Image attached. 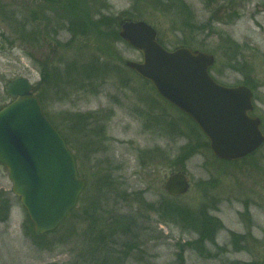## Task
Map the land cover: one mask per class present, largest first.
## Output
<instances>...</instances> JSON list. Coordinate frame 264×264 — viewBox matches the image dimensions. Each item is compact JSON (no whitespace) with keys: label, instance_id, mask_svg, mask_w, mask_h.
Masks as SVG:
<instances>
[{"label":"rangeland","instance_id":"obj_1","mask_svg":"<svg viewBox=\"0 0 264 264\" xmlns=\"http://www.w3.org/2000/svg\"><path fill=\"white\" fill-rule=\"evenodd\" d=\"M183 1L185 12L167 14L143 0H58L56 15V1L0 0V109L8 83L28 79L86 181L59 228L37 236L0 166V264H264V144L217 160L194 123L126 68L142 56L119 37L122 22H145L168 50L202 48L217 82L252 92L264 133V0ZM78 54L109 73L42 83L61 60L84 61ZM182 172L189 192L169 197L166 179ZM212 219L222 225L215 246L198 250L199 226Z\"/></svg>","mask_w":264,"mask_h":264},{"label":"water","instance_id":"obj_2","mask_svg":"<svg viewBox=\"0 0 264 264\" xmlns=\"http://www.w3.org/2000/svg\"><path fill=\"white\" fill-rule=\"evenodd\" d=\"M119 36L142 55L141 62L127 61L126 67L196 124L217 160L241 161L264 144L261 121L251 116L252 92L214 81L212 55L186 47L169 51L145 22H122ZM31 88L25 78L13 79L6 87L13 102L0 111V166L8 170L12 192L35 234L43 236L58 229L76 208L86 182ZM185 175L174 173L166 179L164 191L169 197L189 192Z\"/></svg>","mask_w":264,"mask_h":264},{"label":"trees","instance_id":"obj_3","mask_svg":"<svg viewBox=\"0 0 264 264\" xmlns=\"http://www.w3.org/2000/svg\"><path fill=\"white\" fill-rule=\"evenodd\" d=\"M47 1H50L51 3H54V1H56L57 7L55 10V14L56 15L60 14L59 12H61V11H58V10H60L59 8H61V5H60L61 2L59 4L58 0H54V1L53 0H47ZM143 1H146L148 3V5L154 7L156 10L163 12V13L168 14L171 12H178V11H184L185 12V10L183 9L185 6V2L183 0H143ZM52 21H53L52 16L47 18L48 23H51ZM22 24L25 25L26 27L29 26L28 22H26V21H24ZM160 43L162 44V42H160ZM184 47H188V46H184ZM176 48H178V47H176ZM200 50H202V48H200ZM75 56H79V54L75 55ZM79 57L83 58L84 61H78V60L74 59V60H72L73 62H71L70 64L69 63L67 64L66 61L61 60L60 65L62 64V62H64L65 64L63 66L59 65L60 74L57 72L51 73V71H47V74H44V76L42 78V83L50 84L51 82L49 80L53 79V78L55 79L56 76H57L56 78H59L60 82H62L64 80L66 81V79H69L70 81H72V79H74V77H72V76L74 75V73H77V72H80V74L82 73L84 75H87V78H89V76H90V78H92V76H98V74L107 75L109 73L108 72L110 69L109 64H107V63H104V64L93 63L92 64L91 62H93V61H90V65H88V62H87L88 60L85 59L86 55L80 54ZM88 74H89V76H88ZM47 118H48V116H47ZM48 120H49V118H48ZM55 130H57V128ZM62 138H63V140H65V138L63 136H62ZM65 142L67 143L66 140H65ZM205 144L207 145V147H209L208 141ZM160 206H161L160 207L161 210H163L166 214L169 212V208H168L167 204H165V202L161 203ZM177 214L178 213H176V212H174V213L172 212L170 215H171V217H175V216H177ZM26 222H27V225H29L31 228L34 227L28 217L26 219ZM129 229H132V221L131 220H130V224H129ZM199 229H200L199 230V233H200L199 236L200 237H198L199 240L197 241V243L199 244L200 248L198 250L204 249V247L207 245V243H210L212 245L214 244V246H215L214 232L215 231L218 232L220 229H222V225L218 221L213 220V219L209 222L203 220L201 222V225L199 226ZM132 231L129 234H132ZM129 234H127V236H129ZM99 235L101 237V233L97 234L95 237H97L99 239L100 238ZM44 236H46V235H44ZM232 237H233L232 239H234V240L237 238L243 239V237H239V236H236L233 234H232ZM133 245L134 244H127L126 246L129 247V246H133ZM127 249H129V248H127ZM103 264H105V263H103Z\"/></svg>","mask_w":264,"mask_h":264},{"label":"bare ground","instance_id":"obj_4","mask_svg":"<svg viewBox=\"0 0 264 264\" xmlns=\"http://www.w3.org/2000/svg\"><path fill=\"white\" fill-rule=\"evenodd\" d=\"M142 56V55H141ZM195 124V123H194ZM196 125V124H195ZM261 126H262V124H261ZM198 128V127H197ZM199 129V128H198ZM200 130V129H199ZM200 133H202L201 131H200ZM83 136H85V135H83ZM89 145H90V142L88 141V150L90 149V147H89Z\"/></svg>","mask_w":264,"mask_h":264}]
</instances>
